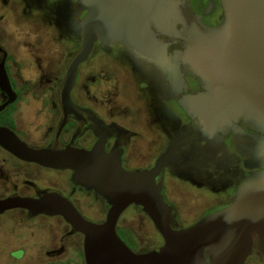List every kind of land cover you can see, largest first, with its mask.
<instances>
[{
	"label": "flooded vegetation",
	"instance_id": "af4514ba",
	"mask_svg": "<svg viewBox=\"0 0 264 264\" xmlns=\"http://www.w3.org/2000/svg\"><path fill=\"white\" fill-rule=\"evenodd\" d=\"M177 3L176 35L153 30L183 80L174 85L152 58L95 38L88 58L76 68L66 101L65 77L82 50L87 10L78 0H0V127L34 149L91 151L103 142L105 152H117L129 172L159 165L155 181L171 208L169 222L182 230L246 196L247 180L261 169L248 152L251 138L230 131L213 145L201 138L199 121L180 106L184 96L203 88L177 53L186 50L188 36L218 28L223 10L221 0ZM238 125L260 135L251 124ZM48 194L61 195L97 225L111 209L98 192L75 184L69 171L21 161L0 147V264H86L85 237L63 217L3 204L41 201ZM183 202L197 206L187 208L192 217L178 209ZM115 232L135 254L162 245L138 205L120 214ZM244 264L264 263L251 257Z\"/></svg>",
	"mask_w": 264,
	"mask_h": 264
},
{
	"label": "water",
	"instance_id": "95a60500",
	"mask_svg": "<svg viewBox=\"0 0 264 264\" xmlns=\"http://www.w3.org/2000/svg\"><path fill=\"white\" fill-rule=\"evenodd\" d=\"M87 10L82 21L83 46L67 70L63 98L69 99L77 66L84 62L95 38L123 43L158 63L173 84L183 80L176 60L153 29L176 34L180 12L177 0H78ZM220 26L188 36V46L177 53L203 91L179 102L186 114L199 120L202 139L218 145L230 131L251 138L248 152L261 169L246 182L247 195L195 226L175 230L170 206L155 181L160 170L129 172L117 152L107 154L103 142L91 151L65 148L34 149L12 131L0 127V147L17 159L72 174L75 184L98 192L111 206L104 223L83 218L67 199L48 194L41 201L12 199L6 208L31 214L59 215L84 235L86 264H244L251 257L264 263V0H221ZM253 125L260 135L248 134L238 124ZM138 205L162 240L158 250L133 253L116 235L120 214Z\"/></svg>",
	"mask_w": 264,
	"mask_h": 264
},
{
	"label": "rangeland",
	"instance_id": "374dc122",
	"mask_svg": "<svg viewBox=\"0 0 264 264\" xmlns=\"http://www.w3.org/2000/svg\"><path fill=\"white\" fill-rule=\"evenodd\" d=\"M61 196V195H60ZM177 199H180V198H177ZM186 202V201H185ZM187 203V202H186ZM181 205L178 207V209L179 210H181L182 212H183V214H185V217H189V216H191L192 217V212H190L187 208H189V207H191L192 209H195V208H197V206H195V205H193V204H188V205H186V204H184V202L183 203H180ZM210 210H211V208H210ZM213 215V214H212ZM212 215H209V217L210 216H212ZM170 217V216H169ZM190 218V217H189ZM176 226H178V225H176ZM176 228H178V227H176Z\"/></svg>",
	"mask_w": 264,
	"mask_h": 264
},
{
	"label": "crops",
	"instance_id": "0c3cea01",
	"mask_svg": "<svg viewBox=\"0 0 264 264\" xmlns=\"http://www.w3.org/2000/svg\"><path fill=\"white\" fill-rule=\"evenodd\" d=\"M223 10V9H222ZM176 35V34H175ZM188 39V38H187ZM188 42V41H187ZM127 46V45H126ZM183 53V52H182ZM143 55V54H142ZM157 63V62H156ZM158 64V63H157ZM160 67V66H159ZM169 77V76H168ZM170 79V78H169ZM171 80V79H170ZM172 82V81H171ZM176 85V84H174ZM181 101V100H180ZM184 111V110H183ZM185 112V111H184ZM186 113V112H185ZM194 119H197V118H194ZM198 120V119H197ZM199 121V120H198ZM199 126H200V123H199Z\"/></svg>",
	"mask_w": 264,
	"mask_h": 264
}]
</instances>
